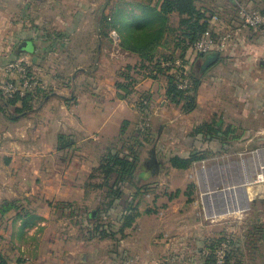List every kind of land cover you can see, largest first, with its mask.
I'll return each instance as SVG.
<instances>
[{
  "label": "crops",
  "instance_id": "crops-1",
  "mask_svg": "<svg viewBox=\"0 0 264 264\" xmlns=\"http://www.w3.org/2000/svg\"><path fill=\"white\" fill-rule=\"evenodd\" d=\"M67 1H74L78 5L84 3L83 0ZM211 1L209 9L225 13L222 15L220 12L225 20L221 19L223 25L232 26L238 31L227 46L214 49L206 55L194 56L188 51L187 71H194L200 65L202 80L197 95L198 106L192 112L206 115V121L215 120L217 125H232L235 132L264 133V32L251 27L239 28L237 17L238 7H245L242 2H246L248 9L260 10V0ZM50 3L61 7L63 0H0V82L7 76L6 66L9 61L24 58V54L31 59L40 53L44 56L43 52L48 49L44 43L49 37L47 29L50 22V14L45 11ZM230 7L233 12H230ZM72 15H66L70 22L65 23L70 26L69 32L79 30V24L86 17L81 11ZM95 19L98 21L100 18L95 15ZM212 24L216 29L223 27L214 21ZM25 40L33 42V51L17 52L18 46ZM102 48L103 38L99 50ZM78 52L81 55L84 53L82 50ZM78 69H81V74L87 75H74L72 82L63 80L60 83L61 89L45 97L37 108L15 117L11 115L13 110L9 113L0 108V212L10 222L22 221L19 222L21 229L25 228L28 234L31 233V236L23 234L25 241L35 240L37 235H41V232H32V228L37 225L45 227L51 219H55L51 212L54 201L59 200L64 206L84 203L86 188L96 186L93 182L89 184V181L96 178L90 176L99 166L102 156L109 150H120L126 143L124 137L131 127L144 129L166 112L175 116L182 111L181 106L174 105L166 95L168 81L165 75L141 79L136 74L134 91L125 95L122 89L116 87L118 81L125 80L123 77L120 79L119 76L107 73V70L104 72L103 68L95 74L89 72L91 75L83 67ZM33 73L42 79L50 77L47 71L44 76L38 70ZM141 95L148 96V106L144 109L139 106ZM2 101L0 96V105ZM182 116L187 114L183 113ZM125 120L129 124L122 134ZM119 139L121 144H114ZM148 161L144 163L145 169ZM140 189L141 192L142 187ZM259 189L248 192L254 204ZM137 192L130 191L125 199H135ZM144 193H149V189ZM132 200L131 204L137 207L139 215L132 226L125 229V236L119 244L111 238L91 239L108 241L107 253L112 248V258L116 262L162 264L166 256L178 257L176 247L182 246L185 239L191 242L199 239L203 228L196 223V219L191 218L192 225L189 222L183 223L184 227L177 231L180 224L174 214L177 208L172 210L173 219L172 216L151 213L153 211L150 207L142 210L141 203ZM99 206L89 212L96 213ZM4 208H8V211L2 213ZM42 229L46 232L48 228ZM225 229L226 224L213 221L207 224L204 239L207 241L219 237L225 233ZM179 233L182 235L179 236ZM19 237L11 236L12 245L15 243L14 246L18 247ZM46 237L48 239V235ZM47 245H44L47 250L44 251L48 255L41 258L44 264H66L65 257H61L66 254L62 239L52 242L47 240ZM69 247L68 253L75 255V247ZM191 247H188L190 253H187L191 262L197 264L203 255V247ZM0 255L8 264H12L1 251ZM77 255L81 261H85V252ZM26 262L20 259L13 264Z\"/></svg>",
  "mask_w": 264,
  "mask_h": 264
},
{
  "label": "rangeland",
  "instance_id": "rangeland-1",
  "mask_svg": "<svg viewBox=\"0 0 264 264\" xmlns=\"http://www.w3.org/2000/svg\"><path fill=\"white\" fill-rule=\"evenodd\" d=\"M136 1L140 0H83L84 3L78 5L74 1L63 0L61 7H57V5L52 3L48 5L45 12L50 14V22L47 29L49 30V37L44 43V47L46 44L48 51H41L44 56H41L42 54L40 53L34 59L27 57V54H24L25 57L22 58L29 64V73L38 70L43 73V76L46 71L50 75V77L44 78L45 81L50 83V87L37 91L39 101L34 104V108L39 106L45 98L43 94L49 91L50 88L53 90L52 93L54 91L57 92L61 89L60 83L63 80L72 82L74 75H87L81 74L79 67L85 68L89 75H91L90 73L95 74L98 69L103 68L104 72L107 70V73H112V75L114 74L122 79L126 72V66L131 65V73L141 71L142 73L139 76L141 79L149 77L147 75L149 71L137 68L141 64V57H137L135 53H127L122 48L121 39L117 42L114 41L111 31L115 30L119 35L118 30L113 27H110L108 31L100 28L101 24H104L105 27L108 25L111 19L109 17L114 12L119 11V9L126 10L134 7L132 3ZM156 1L154 0L153 3H156ZM220 2L222 3L223 0ZM211 3V0H197L198 6L205 9L207 7L209 9ZM242 5L248 6L245 1L242 2ZM263 5L264 0H260L258 8H262ZM64 9L66 12H64ZM229 10L233 12L232 7ZM80 11L85 13L86 17L79 24V30L69 32L70 26H66L65 23L68 22L69 24L70 22L67 20L68 16L66 15H72L74 12ZM136 11L139 12V10ZM220 12L218 11L217 13L215 11V15L216 13V16L225 14L224 12L220 14ZM95 15L100 18L98 21H96ZM105 16H108V19L102 20ZM71 17L73 18L74 15ZM222 20L225 21L223 18ZM96 23L98 24L96 25ZM170 24L177 28L179 25L177 15L170 17ZM178 34L177 31L166 33L165 42L158 48L157 56L178 55L179 48H175V43L179 37ZM102 38L103 48L99 50ZM79 50L84 53L81 55L78 52ZM36 66H39L40 69H37ZM195 68L194 72L200 76L201 66L197 65ZM183 113L181 111V114L176 113L177 115L174 116L172 114L171 116L166 112L157 121L148 122L149 125L141 129L144 131L146 127H150V133L148 130L139 132L131 127L124 137L125 144H143V146L135 145V150L141 155L138 161L137 184L142 187V191L135 199L132 200V197H130V203L131 200L139 201L142 210L150 207L153 211L151 213L157 212L165 217L172 216L173 219L172 210L177 208L176 213H174L177 215L178 222H180L177 231L184 227L183 223L189 222L188 224L192 225L191 218L196 219V223L203 228L199 233V239L194 242L185 239L182 246L176 247V255L178 257L175 259L174 256H166L164 261L162 260V264H195V262H191L187 252L190 253L192 245L194 248L205 247L206 226L213 221L216 223L221 221L226 224L225 233L221 236L224 238L225 236H230L232 243L229 248L239 250L237 258L233 259L234 264H264V204H262V199H264V171L257 170L258 175L252 174L254 179H257L258 176L260 177L259 182H255V180L254 183L243 182L241 180L244 175H242L241 171L246 164H239V162L252 157L255 152L264 148V133L255 134L240 131L232 133L226 139L227 143L230 144L227 150L219 151L215 146L211 145L209 147L208 144H205L206 153L210 155L208 158L194 162L188 169L176 170L169 161H164V153L163 150L160 151V148L167 151L188 153L197 148H202L204 142L203 136H193L192 132L196 126L206 121V115L192 112L191 114L185 113L187 116H182ZM250 137L252 138L249 139ZM114 144H121V140L119 139ZM154 146H156L158 159L163 160L158 172H153V168L148 166L146 169L144 168L146 160L151 158L150 153ZM128 149L129 147L126 146L125 150ZM245 169L249 171L250 166L247 164ZM94 173L97 175L95 177L98 178L92 181L90 179L89 184L91 182L93 184L101 182L98 172L95 171ZM238 181L241 183L238 184ZM240 184L244 185L248 192H250L249 190L260 188L258 195L254 197L256 198V204H254L251 194L248 193V202L241 204V207H244L241 209L242 212L239 210L233 213L226 212L228 208V205H226L227 194L237 197L238 194L233 187L240 186ZM203 188L205 192L202 190ZM148 189L149 193H144ZM104 190L98 187H87L84 203L74 204L72 207L61 205L59 200L54 201L55 205L51 212L55 219H51L45 227L37 225V227L32 228L33 230L31 231L34 233L41 232V235H37L35 240L26 239L25 241L23 234L31 236V233L28 234L25 228L21 229L22 225L19 222L21 223L22 221L10 222L7 217L1 216L0 212V235L2 236L0 238V251L5 254L4 257L6 259H10L9 262L12 264L20 259L23 262L27 261L25 264H44L41 258L48 255L44 247V245L48 246L47 240L52 242L56 239H62L66 246L64 248L66 254H62L61 257H65L66 264H122L112 258L114 256L112 255V248H109L107 253L108 241L91 240L92 226L84 222L85 213L92 212L100 205L105 196ZM177 191H179L178 194ZM219 192L221 193L219 197L214 196L215 193ZM125 198L124 196L121 201H129L128 197L127 199ZM0 200H2L1 197ZM248 204L249 206L247 207ZM222 211L225 213H221ZM46 227L48 229L44 232L42 228ZM250 231L254 232L250 234ZM45 233L48 235V239ZM17 235H20L18 247L14 246L16 245L15 243L12 245L10 240L11 236L15 238ZM181 235L182 233H179V236ZM69 245L75 247V255L68 253L70 251ZM188 247L190 248L188 249ZM254 251L256 255H254ZM82 252L86 253L85 261H81L79 255H77ZM55 255L56 257L58 256L57 253Z\"/></svg>",
  "mask_w": 264,
  "mask_h": 264
},
{
  "label": "trees",
  "instance_id": "trees-1",
  "mask_svg": "<svg viewBox=\"0 0 264 264\" xmlns=\"http://www.w3.org/2000/svg\"><path fill=\"white\" fill-rule=\"evenodd\" d=\"M153 1L140 0L132 3L134 7L126 10L119 9V11L114 12L109 17L111 19L108 25L105 27L104 24H101L100 28H104L106 31L110 27L116 28L122 40V48L141 57V64L137 68L149 71L147 75L152 78L165 75L168 81L166 87L168 99L172 103L180 105L184 113H191L198 106L197 95L202 81L201 77L193 70L187 71L193 80V84L188 88L181 89L177 86L175 75L169 72V68L161 67L160 63L163 59H181L183 64L186 65L188 61L186 56L190 45L198 41L206 33H210L213 36L216 35L212 21L217 13L215 15V11L198 6L197 0H157L156 3H153ZM239 8L237 11L238 18ZM136 10H139V12ZM260 10L264 11V5ZM172 15H177L179 18L177 28L170 24ZM219 18L222 19L220 16ZM103 19L107 20L108 16ZM170 31L179 33L175 43V48H179L178 55L157 56L158 48L164 44L166 33ZM130 70H132L131 65L126 66V72L123 76L125 80L116 83V87L122 89L125 95L134 91L136 74L141 75L142 73L141 71L131 73ZM155 71L156 73H154ZM52 91L50 88L43 96L47 97ZM0 96L3 99L0 108L9 113L13 110L11 114L13 117L33 110L34 104L39 100L38 92H29L22 97L15 95L14 97L6 98L0 90ZM147 99V95H141V100L139 101L141 109L148 106ZM128 124L129 121L127 120L123 122L122 134ZM149 128L146 127L144 131L141 129L137 131L146 132L147 130L149 131ZM232 133H235V128L232 125L224 127L217 125L215 120L205 121L196 126L192 132L193 136L200 135L204 137L202 148H197L188 153L167 151L162 148H160V151L163 150L164 161H169L174 168L188 169L194 162L204 160L210 156L206 153L205 144H208L209 147L213 145L219 151L227 150L230 144L227 143L226 139ZM135 145L143 146V144H124L120 150H109L102 156L99 166L94 169V172H98L99 177L102 179L95 187L105 189V196L96 214L85 213L84 220L91 223L89 225L92 226L91 238H111L116 244H119L120 240L125 236V229L132 226L139 215L137 207L133 206L130 201H121L130 191L138 190L136 194L134 193L137 196L141 190V187L137 184L138 161L141 155L135 150ZM126 146L129 147L128 150H125ZM160 162L162 164L163 160H160ZM95 176L97 175L92 173L90 178ZM178 193L179 191H177ZM67 206L72 207L73 204H68ZM6 211H8V208L2 209V213ZM253 232L250 231V234ZM224 241L225 238L223 236L208 239L205 247L202 248L203 255L197 264H217L215 252ZM231 243L229 247H231ZM237 254H239V250L228 248L223 264H234L233 259L237 258ZM0 264H8L1 255Z\"/></svg>",
  "mask_w": 264,
  "mask_h": 264
},
{
  "label": "built area",
  "instance_id": "built-area-1",
  "mask_svg": "<svg viewBox=\"0 0 264 264\" xmlns=\"http://www.w3.org/2000/svg\"><path fill=\"white\" fill-rule=\"evenodd\" d=\"M213 21L222 28H215L216 35L206 33L198 41L190 45L189 51L194 56H201L209 53L214 49H220L233 39L238 29L230 26H224L219 16H214ZM239 28L251 27L261 32H264V11L252 10L246 7L240 6L239 8ZM111 36L114 41H120V36L115 30L111 31ZM161 67L169 68V72L173 73L177 78V86L181 89L190 87L193 84L191 76L187 72L186 65L183 64L181 59H163L161 60ZM7 76L5 80L0 82V90L4 97L11 98L15 95L25 96L29 92L42 91L50 87V83L44 79L38 77L34 73H29V64L22 58H17L8 62L6 66ZM156 73V71L154 72ZM260 179L258 176L255 179L257 182ZM225 241L217 248L216 263L223 264L226 256L227 249L231 242L230 236H225Z\"/></svg>",
  "mask_w": 264,
  "mask_h": 264
},
{
  "label": "bare ground",
  "instance_id": "bare-ground-1",
  "mask_svg": "<svg viewBox=\"0 0 264 264\" xmlns=\"http://www.w3.org/2000/svg\"><path fill=\"white\" fill-rule=\"evenodd\" d=\"M240 163H242V164L244 163V165L246 164L244 167L242 166L243 169H242L241 173H242V175H244V178L241 181L248 183L249 181L252 180V174L253 173H257V170L264 171V149L255 152V154L252 157L247 158V159L243 160L242 162H239V164ZM247 164L250 166L249 171H247L245 169ZM245 171H247V173H245ZM241 187H242V185L233 187L234 190L236 191V193L238 194L237 197H234V195H232V194L231 195L227 194V199H226V205H228V208L226 210L227 212L233 213L234 211H238V210L241 211V206H242L241 204L243 202H245L243 199H241L240 194H239V189ZM233 193H235V192H233ZM229 196H231L230 199H229Z\"/></svg>",
  "mask_w": 264,
  "mask_h": 264
},
{
  "label": "water",
  "instance_id": "water-1",
  "mask_svg": "<svg viewBox=\"0 0 264 264\" xmlns=\"http://www.w3.org/2000/svg\"><path fill=\"white\" fill-rule=\"evenodd\" d=\"M33 49H34V44H33V42L31 41V40H25V41H23L19 46H18V50H17V52H20V51H33ZM264 149V148H263ZM260 150H262V149H260ZM153 152H154V154H153V157H152V159L154 158V160H153V163H152V165H149L148 167H150V168H153L152 170H153V172H155V171H160V168H161V162H160V160L158 159V157H157V154H156V146H154V148H153ZM151 159V158H150ZM147 164H148V162H147ZM255 175H258L257 173H255ZM254 178L252 177V180L251 181H249V183H254ZM239 183H241V182H239L238 181V184ZM242 184H240V186H241ZM204 192H205V189L203 188L202 189ZM204 194H206V193H204ZM216 195H214V196H220L221 195V193L219 192V193H215ZM239 194H240V197H241V199H243L245 202H248V200H249V196H248V189L244 186V185H242V187L239 189ZM249 206V204L247 205V207ZM244 207H241V209H243ZM227 212V211H226ZM221 213H225V212H221Z\"/></svg>",
  "mask_w": 264,
  "mask_h": 264
},
{
  "label": "flooded vegetation",
  "instance_id": "flooded-vegetation-1",
  "mask_svg": "<svg viewBox=\"0 0 264 264\" xmlns=\"http://www.w3.org/2000/svg\"><path fill=\"white\" fill-rule=\"evenodd\" d=\"M153 154H154V152H153V150H151V153H150V155H151V159H149L147 166L152 165L153 160H154V158L152 159Z\"/></svg>",
  "mask_w": 264,
  "mask_h": 264
}]
</instances>
